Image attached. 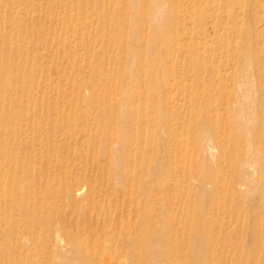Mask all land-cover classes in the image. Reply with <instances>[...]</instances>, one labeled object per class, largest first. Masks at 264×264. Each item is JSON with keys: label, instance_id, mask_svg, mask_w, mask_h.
Segmentation results:
<instances>
[{"label": "rangeland", "instance_id": "rangeland-1", "mask_svg": "<svg viewBox=\"0 0 264 264\" xmlns=\"http://www.w3.org/2000/svg\"><path fill=\"white\" fill-rule=\"evenodd\" d=\"M152 4L0 0V196L13 208L0 205L10 223L0 229V255H75L77 227L64 220L122 185L144 180L139 191L154 193L206 185L210 196L231 186L247 80L257 108L264 103L255 90L264 0H159L161 26L140 28L131 7ZM204 125L210 140L193 139Z\"/></svg>", "mask_w": 264, "mask_h": 264}, {"label": "bare ground", "instance_id": "bare-ground-1", "mask_svg": "<svg viewBox=\"0 0 264 264\" xmlns=\"http://www.w3.org/2000/svg\"><path fill=\"white\" fill-rule=\"evenodd\" d=\"M146 1L153 3L151 9L131 7L140 28L147 24L160 27L165 11L159 9V0ZM172 26L170 24V28ZM135 33L137 29H132V34ZM133 39L129 45L131 50L135 45ZM247 82V87L245 85L236 98L243 106L235 125L242 129L244 138L239 159L235 155L231 161L233 172L226 178L231 183L228 189L210 196L206 185L201 191L185 193L177 189L154 193L152 186L141 192L140 187L146 184L144 180H139L135 186L122 185L103 205L97 196L91 199L88 207H77L74 216L64 220L65 224L68 222L77 227L76 233L70 235L79 243H75V255H0V264H264V103L257 108V102L251 96V88L256 85L250 80ZM259 82L258 89H254L263 98L264 77ZM9 131L16 133L12 128ZM198 135L200 139L210 140L209 128L198 126L191 136L197 140ZM209 151L211 155L216 150ZM157 163L161 165L162 161ZM140 171L145 176L153 170L142 168ZM69 191L67 188L66 196ZM34 196L29 195V198ZM0 205L7 208L1 196ZM8 207V211L13 210ZM9 225L5 215L0 216V229ZM35 228L32 226L28 234L35 237L34 232L38 230ZM81 231L87 237L83 242L87 244L85 252L81 248L84 246ZM44 232L41 237L50 240L49 227ZM57 239L61 241L59 236ZM2 246L5 251L6 245ZM207 248L213 252L205 253Z\"/></svg>", "mask_w": 264, "mask_h": 264}]
</instances>
